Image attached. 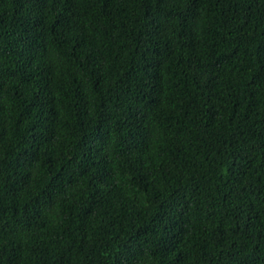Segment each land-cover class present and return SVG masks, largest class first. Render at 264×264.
Returning a JSON list of instances; mask_svg holds the SVG:
<instances>
[{
  "label": "trees",
  "instance_id": "trees-1",
  "mask_svg": "<svg viewBox=\"0 0 264 264\" xmlns=\"http://www.w3.org/2000/svg\"><path fill=\"white\" fill-rule=\"evenodd\" d=\"M0 264H264V0H0Z\"/></svg>",
  "mask_w": 264,
  "mask_h": 264
}]
</instances>
